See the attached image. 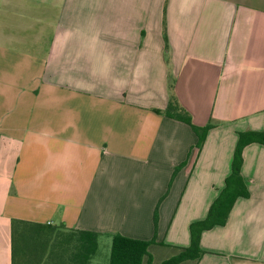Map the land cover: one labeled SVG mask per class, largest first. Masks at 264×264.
Listing matches in <instances>:
<instances>
[{
  "label": "crops",
  "instance_id": "1",
  "mask_svg": "<svg viewBox=\"0 0 264 264\" xmlns=\"http://www.w3.org/2000/svg\"><path fill=\"white\" fill-rule=\"evenodd\" d=\"M171 84L198 126L161 114ZM264 129V0H0V264L14 219L191 244ZM240 198L184 264H264V145ZM158 210V224L154 216Z\"/></svg>",
  "mask_w": 264,
  "mask_h": 264
},
{
  "label": "trees",
  "instance_id": "2",
  "mask_svg": "<svg viewBox=\"0 0 264 264\" xmlns=\"http://www.w3.org/2000/svg\"><path fill=\"white\" fill-rule=\"evenodd\" d=\"M168 118L189 125L198 137L196 155L202 149L212 123L198 126L192 114L180 103L174 86L167 108L160 112ZM252 144L264 145L262 131L239 133L234 153L232 172L225 181L217 199L211 205L207 217L190 225L191 244L187 248H172L175 253L160 263H155L151 248L155 240L143 241L122 235L106 236L111 244L109 264H184L199 262L205 255L201 248L204 232L226 225L231 211L240 198H249L251 193L243 177L244 150ZM158 224V210L154 216ZM104 236L90 231L51 226L42 223L14 219L12 221V264H92Z\"/></svg>",
  "mask_w": 264,
  "mask_h": 264
},
{
  "label": "rangeland",
  "instance_id": "3",
  "mask_svg": "<svg viewBox=\"0 0 264 264\" xmlns=\"http://www.w3.org/2000/svg\"><path fill=\"white\" fill-rule=\"evenodd\" d=\"M111 244L105 240L100 242V249L92 264H109Z\"/></svg>",
  "mask_w": 264,
  "mask_h": 264
}]
</instances>
